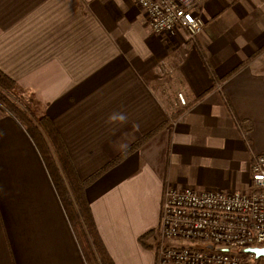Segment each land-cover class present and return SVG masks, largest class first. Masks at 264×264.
I'll use <instances>...</instances> for the list:
<instances>
[{
    "label": "crops",
    "instance_id": "crops-1",
    "mask_svg": "<svg viewBox=\"0 0 264 264\" xmlns=\"http://www.w3.org/2000/svg\"><path fill=\"white\" fill-rule=\"evenodd\" d=\"M202 15L193 41L154 35L134 0H0V69L81 179L165 124L87 189L115 264H155L138 239L157 229L167 182L247 191L264 155V0H207ZM0 264H86L38 151L1 111Z\"/></svg>",
    "mask_w": 264,
    "mask_h": 264
},
{
    "label": "built area",
    "instance_id": "built-area-1",
    "mask_svg": "<svg viewBox=\"0 0 264 264\" xmlns=\"http://www.w3.org/2000/svg\"><path fill=\"white\" fill-rule=\"evenodd\" d=\"M206 1L134 0L154 35L182 29L193 41L205 27ZM179 100L186 104L182 94ZM155 233V264H256L244 250L264 248V155L253 158L247 191H200L167 182Z\"/></svg>",
    "mask_w": 264,
    "mask_h": 264
},
{
    "label": "trees",
    "instance_id": "trees-1",
    "mask_svg": "<svg viewBox=\"0 0 264 264\" xmlns=\"http://www.w3.org/2000/svg\"><path fill=\"white\" fill-rule=\"evenodd\" d=\"M264 50L257 52L253 58ZM240 68V67H239ZM239 68L226 76L223 81L234 77ZM0 111L13 117L25 130L36 150L44 168L50 177L52 186L59 199L68 223L74 233L76 242L86 264H115L98 232L97 225L87 199V189L105 173L124 161L165 127L159 125L149 133L133 142L127 149L109 161L104 167L86 179H81L68 148L51 118L47 114L34 112L17 94L16 81L0 69ZM182 110L178 114H181ZM176 118V117H174ZM155 230L139 237V243L145 249H153ZM264 264V258L256 261Z\"/></svg>",
    "mask_w": 264,
    "mask_h": 264
},
{
    "label": "clouds",
    "instance_id": "clouds-1",
    "mask_svg": "<svg viewBox=\"0 0 264 264\" xmlns=\"http://www.w3.org/2000/svg\"><path fill=\"white\" fill-rule=\"evenodd\" d=\"M119 122L121 125L127 122V117L123 114L113 113L108 118V123Z\"/></svg>",
    "mask_w": 264,
    "mask_h": 264
},
{
    "label": "water",
    "instance_id": "water-1",
    "mask_svg": "<svg viewBox=\"0 0 264 264\" xmlns=\"http://www.w3.org/2000/svg\"><path fill=\"white\" fill-rule=\"evenodd\" d=\"M244 252L254 254L257 260L264 258V248L262 247L247 248L244 250Z\"/></svg>",
    "mask_w": 264,
    "mask_h": 264
},
{
    "label": "rangeland",
    "instance_id": "rangeland-1",
    "mask_svg": "<svg viewBox=\"0 0 264 264\" xmlns=\"http://www.w3.org/2000/svg\"><path fill=\"white\" fill-rule=\"evenodd\" d=\"M198 38H196L195 40H197ZM167 184V183H166ZM166 184H165V186H166ZM165 186H164V188H165ZM175 188V187H174ZM152 242H153V244H154V247H155V243H156V233L154 232V236H153V240H152ZM183 243H185V242H183ZM232 253H235V252H232Z\"/></svg>",
    "mask_w": 264,
    "mask_h": 264
}]
</instances>
